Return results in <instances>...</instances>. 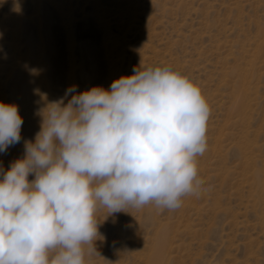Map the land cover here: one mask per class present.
Here are the masks:
<instances>
[{
    "label": "rangeland",
    "instance_id": "rangeland-1",
    "mask_svg": "<svg viewBox=\"0 0 264 264\" xmlns=\"http://www.w3.org/2000/svg\"><path fill=\"white\" fill-rule=\"evenodd\" d=\"M262 39L264 0H0V102L14 103L24 66L36 70L26 140L70 86L107 89L140 63L172 65L210 108L198 193L175 210L99 207L85 264H150L161 243L159 264H264ZM19 152L0 153V169Z\"/></svg>",
    "mask_w": 264,
    "mask_h": 264
},
{
    "label": "clouds",
    "instance_id": "clouds-1",
    "mask_svg": "<svg viewBox=\"0 0 264 264\" xmlns=\"http://www.w3.org/2000/svg\"><path fill=\"white\" fill-rule=\"evenodd\" d=\"M40 114L23 157L0 169V264H85L98 254L99 207L175 210L198 193L210 108L172 65L140 63L107 89L70 86ZM23 123L0 102V153L20 143Z\"/></svg>",
    "mask_w": 264,
    "mask_h": 264
},
{
    "label": "bare ground",
    "instance_id": "bare-ground-1",
    "mask_svg": "<svg viewBox=\"0 0 264 264\" xmlns=\"http://www.w3.org/2000/svg\"><path fill=\"white\" fill-rule=\"evenodd\" d=\"M262 41H264V39H262ZM31 70H32V66L27 65V66L23 67V69L20 71V73H18L19 76L17 78V85L15 83L18 91H16V89H14L16 92H15V96H13L14 98H12V99H14V104H16L18 106L19 113L22 116L23 121H24L22 128H21L22 139H21L20 143L16 144L18 151H20L18 153L19 158L22 157L21 149H22L24 141L26 140L27 135L31 132H32V134L35 133L33 131L36 130V127L34 125L35 123L33 124L31 122L30 115H29L30 112L32 111V108H34L36 101H37L36 100L37 99V96H36L37 93L35 94V91H34V89H35L34 88L35 76ZM14 90H13V92H14ZM161 244L160 245L158 244L160 247H158L157 254H155L154 258H151L152 261L150 264H159L160 259H161V258L159 259V257L161 255L159 256L158 253H159V249H161V246H162Z\"/></svg>",
    "mask_w": 264,
    "mask_h": 264
}]
</instances>
